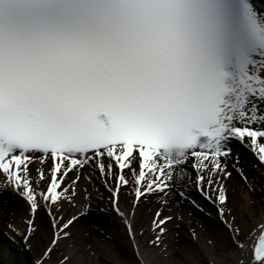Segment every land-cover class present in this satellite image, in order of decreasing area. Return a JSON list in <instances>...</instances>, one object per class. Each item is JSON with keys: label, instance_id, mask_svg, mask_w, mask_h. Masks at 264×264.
<instances>
[{"label": "snow or ice", "instance_id": "1", "mask_svg": "<svg viewBox=\"0 0 264 264\" xmlns=\"http://www.w3.org/2000/svg\"><path fill=\"white\" fill-rule=\"evenodd\" d=\"M236 145L264 164V0H0V203L28 209L3 235L30 248L45 213L51 234L34 264L71 239L80 217L64 207L85 181L134 241L138 206L184 198L176 177L189 167L220 206L235 264H264V222L250 249L224 218ZM171 219L155 213L150 245Z\"/></svg>", "mask_w": 264, "mask_h": 264}, {"label": "bare ground", "instance_id": "2", "mask_svg": "<svg viewBox=\"0 0 264 264\" xmlns=\"http://www.w3.org/2000/svg\"><path fill=\"white\" fill-rule=\"evenodd\" d=\"M235 148V152L227 161L232 175L225 181L228 205L224 218L230 219L232 216L236 218V222L245 229V242L251 249L259 237L258 229H253L252 226L264 222V207L250 203L251 190L244 188V182L247 180L250 184L249 187H254L251 178L243 174L240 168L241 160L248 158L250 152L239 145H236ZM95 179L94 176L93 181ZM176 180L181 187L191 189L199 193L201 197H205L194 183V169L189 167V171L186 174L177 175ZM91 185H94V190L91 189L87 181L82 183L75 207L67 204L64 207L65 216L75 214L80 219L73 229L71 239L61 243L59 249L52 255L51 260L56 259L58 264L63 255L71 258V264H138V261L140 264H235L236 256L228 240V232L220 212L217 216H214V213L210 214V219L207 217L209 216L208 212L211 213V209L217 208L219 211V205L214 204L213 208L210 207V211L203 207V214H201L186 209L187 202L183 206L171 202L169 208H163V215L172 217L167 226V234L160 247H155L149 243L155 236L152 226L155 213L146 204L151 197L140 204L136 209L135 216L130 218L135 230L133 241L120 217L111 213L107 193L100 188L98 183ZM131 188L132 186L129 184V191L122 193L121 196L122 206H126V211L131 207ZM85 189L92 197L91 209L88 208ZM101 194L103 199H100ZM192 201L196 203V200ZM207 201L212 203L210 199ZM81 213L84 214L81 215ZM43 214L44 216H36L39 231L32 239L30 246L34 252H40L51 234L48 227L49 218L45 213ZM27 215V205L22 200L17 199L15 202L9 200L0 203L1 235L2 232L8 233L7 225L9 223L17 224L23 228L24 225L21 221ZM201 217L207 218L202 221ZM95 223L98 228L93 227ZM250 229H252L251 233L247 234ZM8 241L7 235L0 237V264H26L27 262L21 260L20 256L8 252L6 249ZM209 241L213 243L210 244ZM16 243L23 245L19 238ZM51 260L48 264H51Z\"/></svg>", "mask_w": 264, "mask_h": 264}, {"label": "rangeland", "instance_id": "3", "mask_svg": "<svg viewBox=\"0 0 264 264\" xmlns=\"http://www.w3.org/2000/svg\"><path fill=\"white\" fill-rule=\"evenodd\" d=\"M249 152H250V155L248 156V158H244L241 160L242 163L240 165V168L243 174H246L247 176L251 178V182L254 187L253 188L251 186L249 187L250 184L248 183V180H247V182L245 181L246 183L244 182L245 184L244 188L245 190H251L250 191L251 192L250 203L252 202V204H256L261 207H264V164H261V162L258 160L255 154H253L251 151ZM90 187L92 190H94L95 188L94 185H91V184H90ZM168 195L170 197L169 196L165 197V199L167 200V204H162L160 198L156 196L151 197L150 200H148L146 204L153 213H156L161 208H169V206L171 205V202L179 206L181 205L183 206L185 202H187L188 204L186 206L188 207H185L186 209H191L192 212H200L201 214H203L202 212L203 207H205L206 209H209L210 211V207L213 208V205H214L213 203L207 201L205 197H201L199 193L194 192L191 189H185L184 198L179 197L177 193L174 191H170ZM192 200H196V203H193ZM11 201L15 202L16 200H11ZM213 213H214V216L215 215L217 216V214L219 215V211L217 210V208L216 209L213 208V210L211 209V213L208 212L209 216L206 215L208 219L211 218V215ZM37 215L44 216L42 212L38 213ZM207 217H201V220L205 221V218ZM93 227L98 228V225L95 223ZM216 231H218V229H216ZM3 234L4 233L2 232V235ZM2 235L0 232V237ZM216 235H218L219 237V234H217V232H216ZM6 249L8 250V252L20 256L21 260L25 261V263L27 262L26 264H34L35 260L38 258V255H39L38 251L34 252L30 248L26 249L24 245L12 243L10 240L8 241V244L6 245ZM56 263H57V260L53 258L51 260V264H56Z\"/></svg>", "mask_w": 264, "mask_h": 264}]
</instances>
